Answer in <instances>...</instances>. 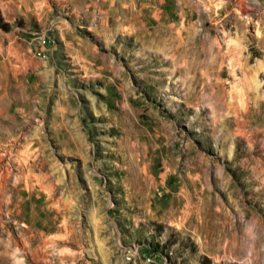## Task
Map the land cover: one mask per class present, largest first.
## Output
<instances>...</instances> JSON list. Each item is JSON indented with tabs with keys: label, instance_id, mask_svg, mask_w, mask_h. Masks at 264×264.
<instances>
[{
	"label": "rangeland",
	"instance_id": "1",
	"mask_svg": "<svg viewBox=\"0 0 264 264\" xmlns=\"http://www.w3.org/2000/svg\"><path fill=\"white\" fill-rule=\"evenodd\" d=\"M0 264H264V0H0Z\"/></svg>",
	"mask_w": 264,
	"mask_h": 264
},
{
	"label": "bare ground",
	"instance_id": "2",
	"mask_svg": "<svg viewBox=\"0 0 264 264\" xmlns=\"http://www.w3.org/2000/svg\"><path fill=\"white\" fill-rule=\"evenodd\" d=\"M182 28V27H181ZM42 209V208H41Z\"/></svg>",
	"mask_w": 264,
	"mask_h": 264
}]
</instances>
